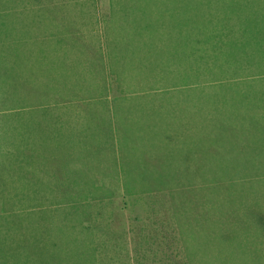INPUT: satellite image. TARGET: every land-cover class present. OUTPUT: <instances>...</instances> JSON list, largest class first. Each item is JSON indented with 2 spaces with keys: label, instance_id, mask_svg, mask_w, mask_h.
<instances>
[{
  "label": "rangeland",
  "instance_id": "374dc122",
  "mask_svg": "<svg viewBox=\"0 0 264 264\" xmlns=\"http://www.w3.org/2000/svg\"><path fill=\"white\" fill-rule=\"evenodd\" d=\"M32 1L0 0V50L5 39L48 42L50 30L58 40L85 30L83 46L107 69L92 76L83 58L68 57L61 85L74 97L60 102L50 84L46 97L17 73L15 53L0 61V264H96L94 182L113 187L103 203L114 225L129 213L114 165L116 121L126 119L128 152L133 122L140 143L175 156L203 144L215 121L264 120V0Z\"/></svg>",
  "mask_w": 264,
  "mask_h": 264
},
{
  "label": "trees",
  "instance_id": "16d2710c",
  "mask_svg": "<svg viewBox=\"0 0 264 264\" xmlns=\"http://www.w3.org/2000/svg\"><path fill=\"white\" fill-rule=\"evenodd\" d=\"M49 1L54 5V0ZM32 3L43 5L46 0ZM85 6L98 10V2ZM118 6L124 13L127 5ZM54 11L48 9L51 20L63 21L64 15ZM125 17L120 13L119 20L128 22ZM53 31L44 33L50 36L48 42L46 38L40 42L2 40L0 61L7 53H15L11 55L13 66L21 67L17 73L27 72L34 90L46 97L50 84L52 98L62 102L74 97L61 85L70 77L63 67L68 57L75 63L78 56L83 58V67L92 76L107 67L100 52L89 54L83 46L89 40L85 30L66 31L62 40ZM107 87L104 82L100 85L95 101L102 103ZM124 121L113 125L117 140L114 165L129 213L114 225L104 200L113 196V187L94 182V224H89L94 227L96 264L103 254L109 256V264H264V120L250 118L245 124L215 121L213 133L203 138V144L198 140L191 153L175 156L154 154L140 143L133 122L128 123V152L127 136L119 125Z\"/></svg>",
  "mask_w": 264,
  "mask_h": 264
}]
</instances>
